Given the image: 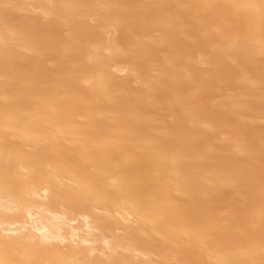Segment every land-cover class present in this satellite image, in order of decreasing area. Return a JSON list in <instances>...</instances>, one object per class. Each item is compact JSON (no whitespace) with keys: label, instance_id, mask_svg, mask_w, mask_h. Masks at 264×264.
<instances>
[{"label":"bare ground","instance_id":"1","mask_svg":"<svg viewBox=\"0 0 264 264\" xmlns=\"http://www.w3.org/2000/svg\"><path fill=\"white\" fill-rule=\"evenodd\" d=\"M0 264H264V0H0Z\"/></svg>","mask_w":264,"mask_h":264},{"label":"rangeland","instance_id":"2","mask_svg":"<svg viewBox=\"0 0 264 264\" xmlns=\"http://www.w3.org/2000/svg\"><path fill=\"white\" fill-rule=\"evenodd\" d=\"M35 211H36V209H35ZM34 211V213H35V217H40V216H38V215H41V217H42V215L44 216L45 215V213H43V214H39V213H41V211L39 212V211H37V213ZM37 214V215H36ZM47 216H48V213L46 214ZM80 215V216H79ZM79 215H76L77 217H75L74 216V219H75V222L73 223V225L74 226H76V227H79V228H81V234L82 235H84L83 237L84 238H86V239H88V241L90 242V244H94L93 242L95 241V239L96 238H98V239H96V241L97 240H100L99 238H100V236H96V235H99L100 233L99 232H97L96 230L94 231V230H92V229H88V228H86L84 225H85V221L86 220H88V218L86 217V216H84V218H82L81 219V217H83L81 214H79ZM40 217V218H41ZM48 217H50V214H49V216ZM80 217V218H79ZM34 219H37V218H34ZM39 219V218H38ZM27 220H29V219H27L26 218V221ZM29 222H31L30 220H29ZM29 225H32L31 223L29 224ZM90 230V231H89ZM83 232V233H82ZM97 232V233H96ZM91 233V234H90ZM89 234V235H88ZM96 234V235H95ZM92 235V236H91ZM93 236H95V237H93ZM94 239H93V238ZM90 238H92V239H90ZM102 244V243H101ZM104 244V243H103ZM105 244H107V245H105V246H103L102 245V247H105V249H107V247H109V244L108 243H105ZM99 247H100V245L99 244H97Z\"/></svg>","mask_w":264,"mask_h":264}]
</instances>
